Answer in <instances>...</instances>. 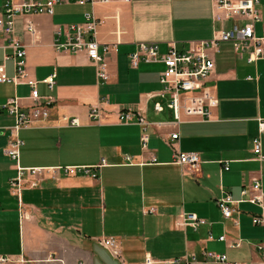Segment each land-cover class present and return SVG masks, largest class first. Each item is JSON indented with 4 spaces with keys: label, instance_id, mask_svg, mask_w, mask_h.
<instances>
[{
    "label": "crops",
    "instance_id": "obj_1",
    "mask_svg": "<svg viewBox=\"0 0 264 264\" xmlns=\"http://www.w3.org/2000/svg\"><path fill=\"white\" fill-rule=\"evenodd\" d=\"M6 1L0 0V8ZM259 9L262 22L256 33L263 34L264 0ZM87 12L99 20L98 41L116 45L106 56L107 83L98 80L85 53H61L53 46L57 29L84 23ZM218 16L223 18L212 0H109L86 5L73 1L57 5L53 15L17 17L15 34L26 50L28 77L39 82L43 97H54L55 102L48 118L20 131L21 166L45 171L25 174L21 203L11 185L16 164L7 155L11 133L6 128L14 120L6 113L0 117V257H14L19 264H146L148 258L153 264H186L185 258L202 259L207 251L227 254L231 262L264 264V250L259 251L264 247V225L253 224L261 208L244 202L240 212L225 219L216 205L222 192L235 200L242 198L243 190L264 196V161L253 151L258 137L264 154V133L257 125V119L264 118V60L250 63L231 43L207 50L216 63L209 85L218 105L211 119L186 118L177 128L170 109L159 114L154 110L162 100L154 97L162 88V65L143 63L133 69L129 64L138 43L157 42L166 51L174 42L184 52L211 40L216 31L232 24L217 21ZM29 24L35 35L27 32ZM3 44L0 38V64L12 77L14 62L5 60ZM54 74L55 86L49 89L43 81ZM29 95L27 85L0 84V108L18 96L29 109ZM97 105L103 112L99 122L89 117ZM130 110L153 124L145 151L142 127L124 120ZM72 119L80 125L71 126ZM159 123L167 125L157 127ZM176 131L180 140L172 141ZM178 150L197 153L200 166L175 164ZM102 160L106 165L98 179L52 172L96 166ZM255 180L262 184L261 193L250 191ZM186 213L208 224L194 232L183 225ZM223 235L226 241L221 242ZM108 237L118 240L120 257L101 244ZM236 242L240 247L230 248Z\"/></svg>",
    "mask_w": 264,
    "mask_h": 264
},
{
    "label": "built area",
    "instance_id": "obj_2",
    "mask_svg": "<svg viewBox=\"0 0 264 264\" xmlns=\"http://www.w3.org/2000/svg\"><path fill=\"white\" fill-rule=\"evenodd\" d=\"M75 1L79 5L95 4L97 2H109V0H25L16 5L14 0H7L0 8V38L3 40L1 48L6 52L5 60H13L14 75L7 74L5 64H0V84H14L15 86L27 85L30 88L29 100L32 105L29 109L23 108L21 98L18 96L11 98L0 108V117L3 113L13 118L14 124L6 129L11 133L8 141L7 155L15 162L17 176L11 181L12 188L16 189V196L21 200V192L26 184L24 176L41 175L45 171L36 169H25L20 164L21 149L23 141L20 138V131L27 129L34 122L49 117V107L55 102L54 97H43L39 90V82L30 79L27 74L26 50L23 43L16 37V21L20 15H53L55 7L61 4H67ZM262 0H212L213 8L222 12L223 18H217V21L228 22L231 25H225L214 33L211 40L200 41L187 51L180 52L176 49L174 42L168 43V49L163 51L160 43H138L136 50L130 55V65L133 69H138L141 64H160L163 69L160 72L161 90L154 95L165 100L154 104L156 113H162L166 108L170 109L175 117L174 125L179 127L185 119L199 118L202 121L211 119L214 108L218 105L217 95L209 83L216 69L214 59L208 54L207 50L216 49L222 43H231L240 55H248L250 63L264 60V31L263 34L256 33V26L262 22V16L259 9ZM131 0H126V3ZM222 19V20H221ZM99 20L93 12L85 13V22L82 24H73L67 27H60L56 31L53 46L61 53L79 54L85 53L89 60L97 69L98 80L107 83L110 80L106 56L112 51L117 50L116 45L101 44L97 39V28ZM27 32L36 34L34 25L27 26ZM114 46V47H113ZM10 50L12 53L7 54ZM56 74L43 81L49 89L55 86ZM103 112L100 106H93L89 111V117L92 121L99 122L102 119ZM67 120V119H66ZM119 121L122 124V111L119 113ZM259 132L264 133V118L257 119ZM71 126H79L78 119L69 120ZM130 124L141 126L143 133L141 135V148L143 151L149 147L150 134L149 128L153 124L149 123L146 116L140 113H134L130 110ZM162 127L167 124H155ZM172 141L180 140V132L171 134ZM254 153L260 162L264 161L261 138L256 137L253 140ZM174 163L180 166H186L196 169L200 166V157L197 153H184L176 151L174 153ZM152 163L157 159L153 158ZM106 165V161L91 167H65L55 169L52 172L63 170L67 175L83 174L93 179H98L100 170ZM226 164V172L229 170ZM49 171V170H48ZM47 171V172H48ZM31 187H36V182H29ZM252 192L261 193L262 184L255 180L251 187ZM248 197V198H247ZM247 202L261 208L262 216L253 219L254 225H264V196L249 194V191L243 190L242 198L235 200L228 192H222V196L217 200V206L220 209L223 218L232 219L235 212H240L239 205ZM183 225L191 228L194 232L202 226L207 225L205 219H201L197 214L186 213L183 216ZM210 240H213L210 235ZM219 241H226V236L219 237ZM103 247L108 249L115 257H120L119 242L114 237L104 238L101 241ZM240 247L239 242L233 243L230 248ZM202 261L197 256L192 255L185 258L186 264H240L231 263L227 254H216L205 252ZM180 261H176L179 263ZM19 264L20 260L10 256H1L0 264ZM146 264H153L148 258Z\"/></svg>",
    "mask_w": 264,
    "mask_h": 264
},
{
    "label": "rangeland",
    "instance_id": "obj_3",
    "mask_svg": "<svg viewBox=\"0 0 264 264\" xmlns=\"http://www.w3.org/2000/svg\"><path fill=\"white\" fill-rule=\"evenodd\" d=\"M254 140V139H253ZM15 163V162H14ZM262 216V215H261ZM256 217H260V216H255V217H253V219L254 218H256ZM262 225V224H261ZM256 226H260V225H256ZM264 250V247L263 246H259V251H263ZM205 253V252H204ZM204 253L202 254V259H200V261H202L203 260V258H204ZM206 253H207V251H206ZM212 253H215V252H212ZM218 254V253H217ZM192 256V255H191ZM196 256V255H195ZM198 257V256H197ZM189 258V257H188ZM198 259H199V257H198ZM230 261V260H229ZM231 262V261H230ZM231 263H235V262H231ZM238 263H240V264H243V263H241V262H238ZM208 264H210V263H208Z\"/></svg>",
    "mask_w": 264,
    "mask_h": 264
},
{
    "label": "bare ground",
    "instance_id": "obj_4",
    "mask_svg": "<svg viewBox=\"0 0 264 264\" xmlns=\"http://www.w3.org/2000/svg\"><path fill=\"white\" fill-rule=\"evenodd\" d=\"M125 118H124V120L126 121V122H128L129 120H130V117L129 116H124Z\"/></svg>",
    "mask_w": 264,
    "mask_h": 264
}]
</instances>
